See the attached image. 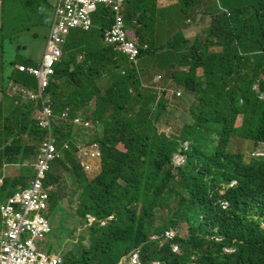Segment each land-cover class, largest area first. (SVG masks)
Instances as JSON below:
<instances>
[{"label": "clouds", "instance_id": "clouds-1", "mask_svg": "<svg viewBox=\"0 0 264 264\" xmlns=\"http://www.w3.org/2000/svg\"><path fill=\"white\" fill-rule=\"evenodd\" d=\"M4 1L12 14V2H16L30 36L37 38L45 29L48 33L38 61L25 56L30 46L27 41L12 53L2 52L5 38L0 32V123H14L31 112L40 139L28 140L30 135L22 130L11 136L1 134L0 264H70L72 256L80 264H114L113 252L117 264H264V237L246 245L219 234L217 227L211 235L192 238L195 220L180 213L185 202L193 199L181 172L193 162L197 175L207 161L205 148L188 130L197 122L191 107L199 102V94L190 90L186 73L195 75L197 89L214 92L220 99L218 112L224 106L238 110L234 127L221 126L231 129L225 140L226 154L241 157L246 164L264 160V135L240 133L245 117L255 114V106L264 105L262 64L251 60L256 54L264 55V26L247 28L238 38L216 24L219 18L231 17L234 10L248 9L264 17V0H221L224 6H219L218 14L213 0H190L181 10L178 6L183 0H56L52 7L47 0ZM194 11L196 15L189 17ZM183 16L186 25L170 35L167 25ZM161 40L175 47L177 54L164 55ZM230 46L240 62L226 51ZM122 59L135 67L136 90L141 88L153 97L134 108L146 124L126 132L113 145L108 142L106 121L96 112H113L103 97L116 90L113 62ZM211 59L216 62L209 64ZM12 61H17L14 67ZM59 67L64 71L60 78ZM13 71L25 79L11 78ZM89 82L92 94L77 99L78 90ZM136 90L130 88L133 97ZM10 102H21L23 107L1 110V105ZM212 103L216 105V100ZM63 104L67 107L58 109ZM128 105L132 107L131 100ZM20 140L23 146L36 147L31 157L19 150ZM208 140L220 147L219 138L209 136ZM104 147L110 148L107 163ZM74 148L80 171L90 183L105 179L108 170L119 173L130 160L134 162L129 179L118 174L123 186L120 193L108 194L100 186V214L81 207L84 190L60 164ZM67 165L71 167L70 162ZM53 170L61 178L57 184L48 183ZM65 174L70 176L66 193L62 191ZM237 186L232 181L212 191L221 213L232 209L226 195ZM54 195L59 199L56 207ZM112 202L120 206L105 213ZM63 203L70 205L68 220L78 221L77 227L84 231L67 253L61 244L62 250L49 254L39 243L56 232L49 214H55L56 220ZM254 220L264 230L263 219ZM182 225L187 227L186 236L180 231Z\"/></svg>", "mask_w": 264, "mask_h": 264}, {"label": "trees", "instance_id": "trees-1", "mask_svg": "<svg viewBox=\"0 0 264 264\" xmlns=\"http://www.w3.org/2000/svg\"><path fill=\"white\" fill-rule=\"evenodd\" d=\"M217 25H223L234 37L241 38L244 36L247 28L254 30L264 26V17L256 11H248V9L234 10L231 17L219 18L216 20ZM226 51L235 54L238 57V62L241 61L238 53L234 51L232 46L227 47ZM153 53V52H152ZM184 59L185 56H182ZM251 60H256L262 64L260 70L264 75V55L256 54ZM215 59L209 60V64L215 63ZM17 61H12L10 65L15 66ZM186 65V62H183ZM113 81L116 90L109 91L103 98L112 104L113 112L107 113L103 110H98L96 116L106 121L108 131V142L113 144L122 139L125 133L132 129L140 128L146 124L145 118L141 112H135V105H142L145 101L153 96H146L141 88L137 89L138 83L136 80L137 73L135 67L126 60L113 62ZM126 72V75L124 74ZM64 71L61 67L58 68L59 78ZM11 78L25 79L20 73L13 71ZM187 85L190 90L196 91L199 94V102L196 101L191 107L197 122L193 127H188L191 131L190 135H195L198 143L205 148L207 161L203 162L204 166L199 174L194 173V165L191 162L181 172L182 182L187 189L192 192L193 199L185 202V206L180 213L189 219H194L196 225H192V238L199 235L212 234L215 228L218 233L230 239L243 241L246 245H251L259 238L264 237V230L259 228V222L254 220V217L263 219L264 221V160L251 161L246 164L241 157H230L225 152L226 141L231 129L221 128L234 127L236 120V108L223 107L218 112L220 105L218 97H215L214 92L203 91L197 89L195 75L192 72L185 74ZM135 86V87H134ZM133 87L135 91L134 97L130 92ZM87 94H92V84L86 83L76 93L77 99L79 97H86ZM76 99V100H77ZM216 100V105H213V100ZM132 101V107L128 105ZM21 102L7 103L1 105V110H19L23 105ZM67 105L63 104L58 109H65ZM27 109L33 110V107L27 105ZM253 115L245 117L243 127L240 133L259 132L264 135V105L255 106L252 109ZM25 119L20 116L17 117L14 123H0V139L2 133H7L11 136L12 133L19 131H27L30 135L28 140L40 141L37 136L36 124L32 119L31 112H27ZM1 116V114H0ZM213 136L221 140L220 147L215 146L209 142L208 137ZM8 139V137H7ZM19 141V150L25 152L28 157L35 153V146H27ZM110 148L107 150L104 147L106 163L109 160ZM76 149L74 148L67 154V161H62L60 164L76 177L78 188L83 189L81 196V207L85 211L100 214L103 211L101 206L102 198L100 189L96 187H103L108 194H118L123 190V186L118 180V174L129 179L133 173L134 162L130 160L119 173L108 170L105 179L99 182L90 183L85 175L80 171V165L75 157ZM70 162L71 167L67 165ZM171 177V173H169ZM61 180L54 170L48 177L49 184H57ZM236 181L238 186L230 189L226 195V199L231 202L232 209L228 213H221L215 206L217 194L215 198L211 197L212 191L216 192L222 184H229ZM209 194L207 195V191ZM58 197L54 195L53 202L55 207L58 205ZM120 205L112 202L109 210L105 213L116 210ZM206 233H203V232ZM103 231H100L102 234ZM70 264H80V262L73 256L68 259Z\"/></svg>", "mask_w": 264, "mask_h": 264}, {"label": "rangeland", "instance_id": "rangeland-1", "mask_svg": "<svg viewBox=\"0 0 264 264\" xmlns=\"http://www.w3.org/2000/svg\"><path fill=\"white\" fill-rule=\"evenodd\" d=\"M51 7L55 4L56 0H47ZM183 3H190V0H183L180 2L178 9L183 8ZM222 5L221 0H213V6H214V13L218 14L220 13L219 6ZM12 7L14 10V14H12L7 6L6 1L0 0V32L5 38V45L2 49V52L12 53L13 50L17 47V45L22 41H27L30 43L29 48L25 52V56L28 58H32L34 60H41L45 49H46V37H47V29L37 38H34L33 36H30L28 31V25L22 21L20 18V11L18 9V6L15 1L12 2ZM197 11L192 12V14L189 17H194L196 15ZM187 18L183 16L182 18H178L177 23L173 25H167L168 32L170 35L174 34L175 32L179 31V28L182 24L186 25ZM98 34L100 32L98 30H95ZM164 45L166 43V40H161ZM164 55L170 56L173 54H177V49L175 47H171L168 45H165V49L163 51ZM191 58L195 59V56H190ZM2 60L0 59V65ZM193 62H191V65ZM77 66H72L71 68H74ZM1 77V73H0ZM148 79V78H145ZM32 81L36 83V79L33 78ZM192 100L191 98H185V100ZM189 102V101H188ZM182 113V111H181ZM182 120H183V114H182ZM240 122L237 123V126L239 127ZM253 150V145L251 146L250 152ZM38 160V159H36ZM38 170L37 168L35 169ZM70 176L65 174V179L62 184V191H65V193L68 190L67 182L69 181ZM96 187L100 189V186L97 184ZM68 201V197L67 200ZM77 201V200H76ZM63 209H60L56 213V220H55V214H49V218L51 220V223L55 225L56 232L51 235L47 239L46 242L39 243V248L43 249L45 252L52 254L58 253L59 250H62L61 244L64 245L63 252L67 253L69 249H71L75 242L78 241V238L82 235L84 229L81 226L77 225L79 224L78 221H69L68 219L72 216L70 213V205L68 203H63L62 205ZM139 213V211H138ZM71 215V216H70ZM148 222L145 223H139V225H145L148 224ZM66 228L67 230H65ZM70 229V231H68ZM131 233H134V229L129 230ZM180 231L182 232L183 236H186L187 234V227L181 226ZM53 244H55L53 246ZM69 244V245H68ZM92 244V243H91ZM112 260L114 264L118 263V256L116 252H113Z\"/></svg>", "mask_w": 264, "mask_h": 264}]
</instances>
